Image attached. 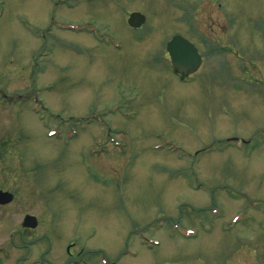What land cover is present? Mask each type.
Wrapping results in <instances>:
<instances>
[{"label": "rangeland", "instance_id": "374dc122", "mask_svg": "<svg viewBox=\"0 0 264 264\" xmlns=\"http://www.w3.org/2000/svg\"><path fill=\"white\" fill-rule=\"evenodd\" d=\"M5 2L0 264H264V0Z\"/></svg>", "mask_w": 264, "mask_h": 264}, {"label": "water", "instance_id": "95a60500", "mask_svg": "<svg viewBox=\"0 0 264 264\" xmlns=\"http://www.w3.org/2000/svg\"><path fill=\"white\" fill-rule=\"evenodd\" d=\"M144 22V17L140 14H131L128 19V25L132 28L140 27ZM166 51L170 58L172 69L183 75L194 73L200 66L201 59L195 47L184 40L180 36H174L166 45ZM12 200V196L7 193L0 192V205H6ZM35 219L32 217H25L23 227L33 228L35 226Z\"/></svg>", "mask_w": 264, "mask_h": 264}, {"label": "flooded vegetation", "instance_id": "af4514ba", "mask_svg": "<svg viewBox=\"0 0 264 264\" xmlns=\"http://www.w3.org/2000/svg\"><path fill=\"white\" fill-rule=\"evenodd\" d=\"M5 1V0H4ZM1 5V4H0ZM0 13H1V9H0ZM2 14V13H1Z\"/></svg>", "mask_w": 264, "mask_h": 264}, {"label": "bare ground", "instance_id": "6f19581e", "mask_svg": "<svg viewBox=\"0 0 264 264\" xmlns=\"http://www.w3.org/2000/svg\"><path fill=\"white\" fill-rule=\"evenodd\" d=\"M1 19H2V18H1ZM1 19H0V20H1ZM251 155H252V154H251ZM251 155H250V156H251Z\"/></svg>", "mask_w": 264, "mask_h": 264}]
</instances>
